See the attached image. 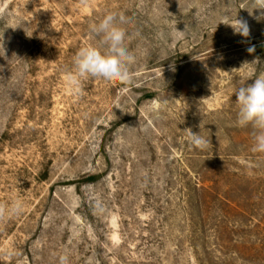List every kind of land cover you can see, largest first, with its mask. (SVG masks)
Segmentation results:
<instances>
[{
  "label": "rangeland",
  "instance_id": "obj_1",
  "mask_svg": "<svg viewBox=\"0 0 264 264\" xmlns=\"http://www.w3.org/2000/svg\"><path fill=\"white\" fill-rule=\"evenodd\" d=\"M110 12L132 82L75 96L64 71ZM2 38L0 204L24 211L0 222V264H264V154L234 93L264 74L251 0H0Z\"/></svg>",
  "mask_w": 264,
  "mask_h": 264
},
{
  "label": "clouds",
  "instance_id": "obj_2",
  "mask_svg": "<svg viewBox=\"0 0 264 264\" xmlns=\"http://www.w3.org/2000/svg\"><path fill=\"white\" fill-rule=\"evenodd\" d=\"M85 2V0H82ZM252 9L261 10L264 16V0H251ZM125 18L117 13H107L98 22L89 25L88 31L95 44H88L78 49L72 57V66L64 71V80L68 90L75 96L83 95L84 82L88 79H102L105 82L130 84L132 82V67L137 58L127 45V32L122 25ZM220 23L229 25L235 35L249 38L250 28L244 19H235L228 22L227 18ZM0 48H3V38L0 39ZM249 53L254 51L249 47ZM255 60L253 62H258ZM252 62V63H253ZM246 64V63H245ZM174 71V67L172 68ZM253 79V83L238 87L234 93L238 106L236 126L251 128L253 146L251 151L264 154V74ZM188 130L187 144L193 150H205L210 141L200 132ZM24 211V204L20 199H14L9 204H0V222L13 216H19ZM60 264H68L66 256L60 257Z\"/></svg>",
  "mask_w": 264,
  "mask_h": 264
},
{
  "label": "trees",
  "instance_id": "obj_3",
  "mask_svg": "<svg viewBox=\"0 0 264 264\" xmlns=\"http://www.w3.org/2000/svg\"><path fill=\"white\" fill-rule=\"evenodd\" d=\"M90 180H93L92 178Z\"/></svg>",
  "mask_w": 264,
  "mask_h": 264
}]
</instances>
